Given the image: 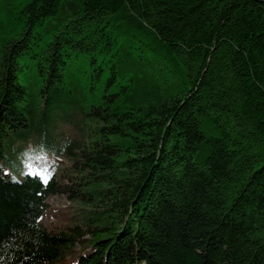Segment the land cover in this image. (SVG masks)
<instances>
[{"label": "trees", "instance_id": "obj_1", "mask_svg": "<svg viewBox=\"0 0 264 264\" xmlns=\"http://www.w3.org/2000/svg\"><path fill=\"white\" fill-rule=\"evenodd\" d=\"M0 264H264V0H0Z\"/></svg>", "mask_w": 264, "mask_h": 264}, {"label": "rangeland", "instance_id": "obj_2", "mask_svg": "<svg viewBox=\"0 0 264 264\" xmlns=\"http://www.w3.org/2000/svg\"><path fill=\"white\" fill-rule=\"evenodd\" d=\"M58 131L66 136H74L75 131L69 124H60ZM35 145L28 146L29 154L23 155V150L12 154V160L15 162L10 168L11 173L17 178H22L25 173L41 175L47 181L51 175L59 176L61 171L66 168V161L62 157L57 158L51 153L33 154ZM49 208L43 216V222L52 229H59L68 222L67 216L73 215L77 211L75 203L70 201L66 194H57L49 198Z\"/></svg>", "mask_w": 264, "mask_h": 264}]
</instances>
